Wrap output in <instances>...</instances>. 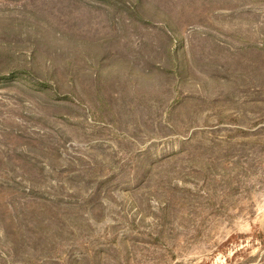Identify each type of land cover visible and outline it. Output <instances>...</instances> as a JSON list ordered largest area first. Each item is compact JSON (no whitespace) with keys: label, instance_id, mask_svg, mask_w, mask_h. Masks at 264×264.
<instances>
[{"label":"rangeland","instance_id":"1","mask_svg":"<svg viewBox=\"0 0 264 264\" xmlns=\"http://www.w3.org/2000/svg\"><path fill=\"white\" fill-rule=\"evenodd\" d=\"M0 264H264V0H0Z\"/></svg>","mask_w":264,"mask_h":264}]
</instances>
